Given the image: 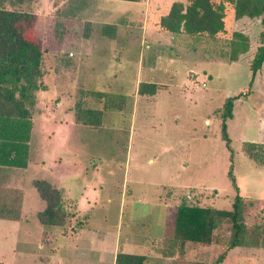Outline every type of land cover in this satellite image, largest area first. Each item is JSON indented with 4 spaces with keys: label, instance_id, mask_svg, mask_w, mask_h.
<instances>
[{
    "label": "rangeland",
    "instance_id": "rangeland-1",
    "mask_svg": "<svg viewBox=\"0 0 264 264\" xmlns=\"http://www.w3.org/2000/svg\"><path fill=\"white\" fill-rule=\"evenodd\" d=\"M213 1H221L228 11L226 33L202 35V40L195 36L191 51L195 47L200 51L192 52L189 60L195 71L188 76L191 84L171 80L170 91L160 88L153 97L137 94V55L148 42H141L142 24L130 26L125 46V39L117 42L100 35L98 17L111 20V13L97 16L98 23L86 30L82 18L59 17L52 0H26L20 5L36 14L26 31L44 50L46 87L36 91L26 169L0 175V207L12 209L0 217V264H115L117 252L147 255L145 264H212L222 254L221 264H264L262 247L227 248L228 220L216 228L217 242L187 243L183 255H162L170 247L176 207L183 200L229 210L239 194L252 200L244 208L248 231L256 225L264 230V165L242 148L243 137H255L259 125L244 117L239 124L228 125L236 98L226 90L240 86L238 95L254 101L264 88L259 75L264 61L254 75L251 70L261 44L254 32L261 22L249 25V37L247 30L241 32L253 47L240 53L233 48L237 39L231 31L233 4ZM115 13L119 18L121 13ZM86 31H91L88 38ZM170 48L157 50L163 55ZM161 55L157 65L164 69ZM228 74L234 76L229 81ZM160 77L168 81L165 74ZM93 91L110 92L107 102L115 97L114 105L117 100L124 104L104 110L99 126L75 122L77 102L95 108L106 103L84 93ZM228 98L231 116L223 118ZM259 100L253 104L257 111L264 110ZM259 130L264 138V129ZM34 178L52 181L60 189L62 225L39 221L37 213L45 201L31 182Z\"/></svg>",
    "mask_w": 264,
    "mask_h": 264
},
{
    "label": "trees",
    "instance_id": "trees-1",
    "mask_svg": "<svg viewBox=\"0 0 264 264\" xmlns=\"http://www.w3.org/2000/svg\"><path fill=\"white\" fill-rule=\"evenodd\" d=\"M26 0H0V166L22 167L28 160V141L33 127L32 116L35 111L36 91L44 89L42 77L44 72V50L37 39L28 37L26 29L33 25L36 14L21 8ZM233 4L234 17H260L264 14V0H229ZM221 2V1H219ZM213 0L174 1L168 13L161 17L163 29L173 33H188L191 35H210L214 37L220 32H226L225 17L228 11L222 3ZM10 5V7L8 6ZM85 4L82 0H66L56 9L62 18H75V13ZM262 30L259 33L260 46L251 63L252 75L261 67L264 61V16L261 18ZM92 23L85 22L86 30ZM111 26L113 34L115 25ZM30 27V26H29ZM32 28V27H30ZM107 33V30H103ZM90 32L86 31L87 36ZM108 34V33H107ZM111 34V35H113ZM237 38L233 48L240 52L249 49V40L244 33L234 32ZM237 41V42H236ZM238 52V53H239ZM72 53V52H70ZM242 53V52H240ZM73 55V53H72ZM71 55V56H72ZM68 62V61H67ZM154 84L140 82L138 93L155 92ZM148 89V90H147ZM94 94L106 102L102 108L83 107L80 102L75 105V122L99 126L103 111L112 108L121 109L124 101L107 102L110 92H84ZM121 97V96H120ZM232 101L227 99L223 108V118L231 116ZM223 137L229 143L226 123L222 122ZM242 148L246 155L255 162L264 165V143L243 142ZM33 185L40 197L45 201L43 210L37 213L42 224L58 226L64 222V211L61 206V191L47 179H35ZM252 200L236 194L229 210L214 208L209 205L182 201L174 215L172 235L168 243L169 249L162 252L165 257L183 255L187 243L210 245L218 241L215 230L224 220L231 223L227 248L258 247L264 248V230L261 226L252 227L251 232L244 221V208ZM0 207V217L10 214L12 209ZM224 254L218 256L221 264ZM148 257L143 254L117 252L115 264H145ZM202 264V263H195Z\"/></svg>",
    "mask_w": 264,
    "mask_h": 264
},
{
    "label": "crops",
    "instance_id": "crops-1",
    "mask_svg": "<svg viewBox=\"0 0 264 264\" xmlns=\"http://www.w3.org/2000/svg\"><path fill=\"white\" fill-rule=\"evenodd\" d=\"M52 1L54 2L55 9H57L61 5V3H63L66 0H52ZM174 1L176 0H82L85 6H83L80 10H78L75 13V17L82 18V20L84 19L85 21L92 23V26L94 23H98L97 21L100 20V23H101L100 24L101 25L100 35H103V37H106L109 40H113L117 42H120L122 39L124 40L125 38L127 39L128 34L130 35V33H132V30H129L131 29L130 26L131 27H133L134 25L140 26L142 24L141 42L147 39H148V42L145 43L144 50L140 46L139 52L137 55V58H138V63H137L138 65H137V72H136L137 85L139 86L140 82L149 83V84H154L156 88H155V92L152 94H150V92L140 94L138 93V88H137L138 96H141V97L156 96L157 93L159 92L158 90L163 87L167 89L168 91H170L169 88L171 85H173V84H170L171 80L173 81L177 79L179 84L182 86L186 84L188 86L192 82V79H190L188 76L193 77L195 74L194 73L195 71H193V68L191 65L192 61H189V60L191 59L192 52L196 53L197 50L200 51V47H195L193 48V51H191L192 46H193L192 40L195 36H199L198 40L200 39L202 40V38L205 39V37L202 35H198V34L191 35V34L184 33V32L173 33L161 27L160 19L162 16L168 13L171 7V4ZM179 1H182L184 3L186 2V0H179ZM109 10L110 11L112 10V12H109ZM115 11L121 13L119 18H118V14H116ZM107 13H111V16L113 19L107 20V21H101V18L103 17H98L99 19L97 21L95 20L97 16H107ZM233 16L235 15L233 14ZM257 18L259 17H256V18L254 17L251 19L246 15L242 17H238V18L234 17L233 21L231 22V27H232L231 31L232 32H242V31L247 30L248 37H249L250 36L249 30L251 29V27L249 28V25H252V26L254 24L258 25L257 23L260 21L256 20ZM103 24L115 25L114 34H113V29L111 28V26H106V28H103L102 27ZM226 27L227 25L225 23V29H227ZM260 27H261L260 24L258 27H256L257 29H255L256 32H254V37L257 36V38H259V33L262 30V27L261 28ZM103 30H107L108 34L104 33ZM135 32H137V30H135ZM90 34H91V31L86 37L88 38ZM97 39L99 38L97 37ZM126 39L124 41L125 46L128 43ZM165 45L166 46L169 45V47L171 48L167 50L165 54L161 55L162 52L160 51L161 52L160 53L157 49ZM252 47H253V43L250 40L249 49H251ZM246 53H248V51ZM160 55L163 58L162 62L165 63L164 69H161L160 66L157 65L158 61H160L159 59H161ZM73 56H74V53L71 57ZM242 57H244V61H245L246 56L243 54ZM185 61H187V63H185ZM234 63L235 65H238L237 62H234ZM233 65L234 64L232 63L229 64L230 68ZM205 70L206 69H204V71ZM160 73L165 74L166 77L168 78V81L160 80L161 79ZM228 75H229L227 77L228 81L229 79L234 77V76L231 77L230 74ZM259 75L261 77L260 84L263 87L264 86V64L262 68L259 70ZM208 77L212 78V74L208 75ZM239 87L234 88V86L232 87L230 86L228 89H226L229 97L236 98L234 101L233 117H232V120H228V125H230L234 121H235L234 123L235 125L239 124L238 121L239 122L242 121L243 117L246 119L245 122L247 123L254 121L259 125V127H257L256 129V132H254V134L252 135L255 137H251V136L250 138L243 137L242 140H246V142L264 143V138L262 137V134H261L262 130H259L261 128L264 129V115L260 114L261 111L264 112V110L257 111V109L253 108L254 106L253 104L257 102V99H260L259 105L262 104V106H264V88L261 89L260 91H257L258 93V95H256L257 99H254L253 101V97L251 98L248 97L249 98L248 100L247 98H243L241 97V95H238L239 93L238 91L240 90ZM242 93H244V91H242ZM36 103H37V96H36ZM36 103H35V110H36ZM36 113H37L36 111L33 113L32 122L34 121V116ZM61 124L62 123H60V125ZM227 129L229 132H231L230 130L231 127ZM26 167L20 168V167H5V166L1 167L0 166V175H5V172H19L20 169H26ZM34 180L35 178L32 179L31 182H33ZM235 248L241 249L245 247H235Z\"/></svg>",
    "mask_w": 264,
    "mask_h": 264
},
{
    "label": "built area",
    "instance_id": "built-area-1",
    "mask_svg": "<svg viewBox=\"0 0 264 264\" xmlns=\"http://www.w3.org/2000/svg\"><path fill=\"white\" fill-rule=\"evenodd\" d=\"M69 55L71 56V55H72V53H69ZM201 85H202V86H205V83L203 82Z\"/></svg>",
    "mask_w": 264,
    "mask_h": 264
}]
</instances>
